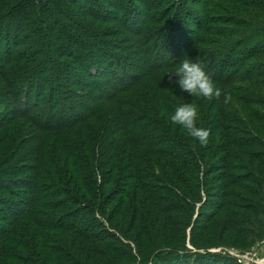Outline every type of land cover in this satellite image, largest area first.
I'll use <instances>...</instances> for the list:
<instances>
[{
  "label": "rangeland",
  "instance_id": "374dc122",
  "mask_svg": "<svg viewBox=\"0 0 264 264\" xmlns=\"http://www.w3.org/2000/svg\"><path fill=\"white\" fill-rule=\"evenodd\" d=\"M155 1L100 0L99 5L104 6L108 13L95 18L88 17L82 21L87 24L88 31L93 30L85 33L84 36L91 34L99 41L97 43L92 41L90 44L85 40L86 49H88L85 51L74 41L71 43L68 39L64 40L65 46L72 48L74 54L55 58L54 62L59 64L55 67L63 69L60 62H65L69 65L68 72L74 68L75 73L73 72L70 76L61 75L51 66L50 71L47 69L43 72L46 79L39 78L43 86H47L51 81L59 85L53 90L41 87V94H38L41 103L48 107L45 108L53 113L52 115H57L58 122L76 121L80 111L82 112L83 108L91 103L89 101L91 96L95 99L99 97L97 100L104 102L103 98L107 96L101 91L102 87L107 91L104 80L116 79L115 83H118L119 72L114 71L121 68V64L124 66L127 55L125 49L132 45L128 41L131 36L128 26L131 24L127 19H137L141 22L143 14L147 12V5ZM157 1L159 2L155 5L156 11L147 19V28L157 30L159 27L157 36L161 37L162 32L168 29L167 25L173 15H176L181 23H186V19H188L187 22H192L188 24L191 32L187 36V42L192 41L190 43L192 45L186 52L185 58L193 62L202 59L206 65L211 66V69L206 71L212 78H216V82L219 81L217 78L223 79L230 72H234L239 65L244 72L239 74L247 75L245 69H249L252 75L256 73L257 75L236 82L228 81L226 86L216 83L222 89L219 99L209 100L200 96H191L177 86L178 90L174 94L171 93L172 98L177 102L171 101L173 111L170 113L159 110L164 127L161 128L155 123V125L145 124L146 133L153 134L154 131L161 135L168 134L174 141L177 140L185 146L187 144L188 149H195L199 142L186 130L170 121V115L180 104H193L197 108V126L208 129L210 133L206 144L210 146L209 156L206 157L208 167H211L212 162L217 159L214 156L217 150V157L222 161L223 156L228 155L230 166L226 168V171L230 175L227 179V172L221 175L219 171H215L209 176L205 173L204 176L201 163L196 160L190 161L193 155L184 157L182 160V157L178 159L173 156L161 157V159L147 157L139 162L143 169L140 176V173L134 175V172L128 169L126 171L127 192L121 198L120 211L115 214L117 227L110 226L102 219L105 229L108 230L110 227L108 231L119 239L118 255L117 253L111 255L114 257L111 262L112 264H165L166 259L174 254L175 250H182L194 253L227 254L235 258V264H264V51H257L249 58L240 52L241 48H238L232 53L231 61L225 64L223 61L226 53H217V48L221 44L233 42L237 45L235 42H240L251 31L258 32L256 38L264 39V0ZM18 3L19 0H0V17L6 15ZM183 12L187 15L182 16ZM38 13L40 11L37 6V18ZM198 24L203 28L200 29ZM160 26L164 27L162 31ZM8 29L9 27L4 25L1 32L8 36L7 43L10 47L15 37L14 33L16 35L18 33L15 28H11L12 33L9 35L5 33L9 31ZM81 36L83 37V34ZM21 37L23 34L18 35V39ZM194 38L197 40L195 41ZM101 40H105L107 45L102 44ZM23 41L26 40L23 39ZM5 43V40L0 38L1 63L7 55ZM111 43H116L117 49ZM188 43L185 45H190ZM25 47L30 45L19 46V48ZM49 48L50 46L43 48L48 57L51 55ZM183 48H185L184 45ZM110 51L116 63H112L107 55L111 53ZM168 59L166 57V60ZM134 62H136V56L132 58L131 67L120 73L124 81L127 80L126 73H136L137 69L132 65ZM20 63L25 65L31 62L26 58ZM94 65L100 66V70L97 71L99 79L89 74V67ZM178 68L179 66L175 69L163 68L158 71L153 78L156 81L155 90L153 86L148 89L150 96L155 100L147 104L149 107L152 104L155 109L159 108L157 104L159 102L156 99L162 101L165 97L162 86L173 83V74ZM159 80H163V83ZM114 89H116L114 85L108 86L109 91ZM16 90L17 87L7 85L0 77L1 177L15 178L19 185L23 184H20V181L29 178L41 185L53 184L51 178L54 181L60 179L59 183L63 182V179L67 181L74 179L73 183H75L77 179L73 177L74 171L85 169L88 161L90 167L100 162L101 159L97 157V149H100L98 144L102 143L106 137H110V134L106 133V128L108 122L112 125L111 118L114 116L110 108L103 109L106 111L89 119L86 125L81 124L58 131H42L39 128L41 126L35 123L36 120L40 121V117H30L22 113L30 104L32 105L33 98L24 100L26 102L21 103L19 109L22 110L19 112H15L18 110L10 107L14 103L13 93ZM30 93L35 94L34 91ZM223 93L230 96L228 103L224 102ZM61 95L71 99L62 101ZM51 107H54L56 111ZM117 114L119 116V112ZM141 126L143 123L137 124L133 130L135 135H139L138 132L140 135L144 132L143 129H139ZM111 140L112 138L106 146ZM162 143L166 145L168 142ZM114 163L116 168L121 166L117 159ZM105 168L108 169V166ZM98 171H100L99 168ZM147 172L151 173V176L145 175ZM214 174L217 175L218 182L203 185L204 181L207 182ZM196 177L199 181L193 183ZM59 183L55 184L58 186ZM114 184L109 187L112 188ZM194 184L196 186L198 184L199 187L193 188ZM9 187L14 189L15 186L10 184ZM43 188L35 189L42 193L40 194L42 198L36 202L46 204L51 201L48 195L51 191L47 186ZM16 189L22 194L30 191L28 186ZM160 197L163 198V202L158 201ZM114 203L108 205L109 210L114 208ZM40 209L43 212L47 211L44 207ZM55 213L61 214L63 210ZM19 223L20 226L15 228V239L13 237V240H8L4 249L0 247V264H25L22 261L12 262L13 258L10 254L8 256V251L14 248L19 249L18 252L25 256L34 252L35 258L41 261L44 259L43 255H49L47 249L50 246L56 245L63 250L72 251V255L76 254L80 258L79 252L92 250V247L104 248L100 242L84 240L70 231H57L50 227L32 225L29 218H24ZM121 229L123 231H120ZM39 234L48 237V240H38L35 244V237ZM23 236L27 237L29 242L21 240ZM50 237L53 239L50 240ZM170 259L169 264L174 263L172 259L175 257ZM82 261L85 263L84 258ZM232 262L234 264V261Z\"/></svg>",
  "mask_w": 264,
  "mask_h": 264
},
{
  "label": "trees",
  "instance_id": "16d2710c",
  "mask_svg": "<svg viewBox=\"0 0 264 264\" xmlns=\"http://www.w3.org/2000/svg\"><path fill=\"white\" fill-rule=\"evenodd\" d=\"M99 2L100 0H19L18 5L16 4L6 15L0 17V38L5 40L6 43L4 46L7 51L4 61L2 63L0 62V77H2V80L6 82L7 85H11L13 88L17 87L16 92L13 93L15 98L13 102L15 104L13 103V105H10L11 108L18 110L15 112L22 110L19 109V106L21 103L25 104L26 101L24 100L33 98L32 105L30 104L27 107L26 104L25 108L27 107V109L22 111V113L30 117H40V121H34L41 126L39 128L42 131H58L63 128H72L81 124L86 125L85 123L88 122L89 119L95 118L100 113L105 112L106 110L103 111L105 108H110L114 113V116L111 118L112 125L108 122L106 128V133H109L110 137H106L102 143L98 144V146L100 145V149H97V157L101 159L100 162H96L95 166L90 167V162L88 161L85 164V169L80 167L81 169L74 171L75 174L73 177L77 179L75 183H73L74 179L70 181L63 179V182L59 183L58 181L60 179L54 181L53 178H51L53 184L47 183L41 185L39 182L29 178L20 181V184H23L19 185V182L14 180L15 178L0 176L1 248H5L8 244V240H13L12 238L16 236L15 228L20 226L19 222L24 218H29L32 225L50 227L57 231H70L84 240L100 242L103 244L104 248L92 247V250L82 253L79 252V255H81L80 258L76 254L77 257L74 254L72 255V251L63 250L56 245L50 246L47 249L49 255H43L44 259L42 261L35 258L34 252L33 254L31 253L25 256L18 252L19 249H9L8 256L10 254L11 258H13L12 262L15 263L22 261L25 262V264H105L106 262L107 264H112L111 261H113L114 257H111V255H116L119 248V239L115 234L109 232L110 227L108 229L109 231L105 229L106 227L103 220L107 221L110 226L113 225L117 227L115 225V214L120 211L121 198L124 196L125 192H127L126 171L130 169V171L134 172V175L140 173V176L143 169L139 165V162L147 157H157L161 159V157L168 158L169 156H173L178 159L182 157V160L184 157L193 155L190 161L196 160V162L199 161L201 163L204 176L206 175L205 173L209 176L210 173H214L215 171H219L222 175L227 172L226 168L230 166L228 155H224L222 161L217 157L216 150L214 156L217 159L212 162L211 167H208L206 157L209 156L208 151L210 146L199 144L195 149L190 150L187 144L185 146L177 140L174 141L168 134L161 135L154 131L152 134L146 133L145 131L144 127L146 123H155L161 128L164 127L159 110L170 113L173 111L170 104L174 98H172L171 93L173 92L172 94H174L178 90L174 82L162 86L164 87L165 97L162 101L156 99V101L159 102L157 103L159 108L155 109L152 104L149 107L147 104L155 101L148 91L152 86L154 90L156 88V81H154L153 78L156 77L160 69H175L177 66H180V62L186 57V52L192 45L190 44L192 41L190 43L187 42V36L190 35L191 32L188 24L192 23L187 22L188 19H186V23H181L176 15H173L174 17L172 16L169 25H167L168 29L162 32L161 37L157 36L159 27L157 30L149 27L147 28V19L150 14L156 11L155 5L159 2L157 0L147 5V12L143 14L141 22L137 19H127L131 24L128 26V29L131 31V36L128 38V41H130L132 45L126 49L124 48L127 53L124 66L121 64V68L114 71L116 73L117 71L119 72L117 76L118 83H115L116 79L114 81L110 79L104 80L107 87V91L103 87L101 90L102 93L107 95L106 98H103L104 102L97 100L99 97L96 99L92 96L89 97L91 103L85 106L82 112L80 111L79 118L77 117L76 121L70 123H66L65 121L58 122V120H56L57 115H52L53 113L49 112L47 109L48 107L41 103L38 95L41 94V87L52 88V90L53 88L59 87L55 81H51L47 86H43L39 78L46 79V75L43 74L44 71L47 69L50 71L49 67L53 66L56 72L61 75L68 74L70 76L73 72L75 73L74 68H71V72H68L69 65L65 62H60L63 69H57L55 67L56 64L59 65L54 62L55 58H62L74 54L72 48L65 46L64 40L68 39L71 43L74 41L79 48H83L85 51L88 50L86 49L87 45L85 40L90 44L92 41H94L93 43L99 41L98 38L91 36V34H86L84 36L85 33L93 30L88 31L86 29L87 24L82 22L83 19L88 17L95 18L98 15L108 13L104 6L99 5L101 4ZM37 6L40 11V13H38V18L36 17ZM182 14V16L187 15L186 12ZM192 16L197 15L192 14ZM4 25L9 27V31L5 32L9 35L12 33L11 28H15L18 35L23 34V37L18 39V35L14 33L15 37H13V42L10 47H8L7 43L9 40L8 36L1 32ZM198 26L200 29L203 28L200 24H198ZM163 29L164 27L160 30L162 31ZM43 32H45V34ZM81 34H83V37ZM256 34H258L256 31L249 32L240 42H235L237 45L233 42H230V44H221L220 47L217 48V53H226L223 64L231 61L230 58L232 53L238 48H241L240 52L249 58L254 56L257 51H264V39L263 37L260 39L256 38ZM33 37L35 38L32 39ZM23 39L26 41L24 42ZM196 40L197 39H195V41ZM103 41L101 40L102 44L107 45L106 41ZM185 43L190 45L186 46ZM22 44H28L30 47L19 48ZM259 44L261 45L259 46ZM111 45L117 49L116 43H111ZM183 45L185 48H183ZM47 46H50L48 50L51 52V57L45 55V50H43V48ZM159 46L160 48L158 49ZM91 52L93 51L91 50ZM25 53H27V55H25ZM107 55L111 58L110 60L112 63H116L113 59L112 52ZM133 56H136V62L132 65L137 71L135 74L126 73L127 80L124 81L120 73L128 67H131ZM166 57L169 59L166 60ZM26 58L31 63H25V65L21 64L20 62ZM197 63H199L205 71L211 69V66L206 65L202 59ZM234 65H237L236 62ZM239 66L236 67L234 72H230L226 76L224 72L221 71L225 77L223 79L217 78L219 84L226 86V84H228L226 82L228 81L232 80L236 82L244 80L245 78H253L257 75V73L252 75L253 73L250 72L251 70L249 71V69H245V72L249 75H241L239 72H244ZM88 70L90 71L89 74L91 77H98L99 79L97 72L100 70L99 65L90 66ZM51 72H53V70ZM212 79L216 82V78ZM144 80L148 81L145 82ZM159 81L163 83V80ZM112 85H114L116 89L109 91L108 86L111 87ZM31 91H34L35 94H31ZM23 96H25L24 99H22ZM51 96H53L52 93ZM61 98L62 101L71 99L64 95H61ZM51 109L56 111L54 107H51ZM117 112H119V116ZM141 123H143V126L139 129H143L144 132H141V135L139 132V135H135L133 130H135L137 124L141 125ZM110 138H112V140L109 145L106 146ZM163 141L168 143L165 145L162 143ZM116 159L121 163L119 168H116V164L114 163ZM220 162H222V164H220ZM107 166L108 169L105 168ZM98 168L100 171H98ZM150 174L151 173L147 172L145 175L151 176ZM229 175L230 174L227 172V179H229ZM216 178L217 175L214 174L207 182L204 181L203 185L215 184L218 182ZM196 181H199L198 177L194 178L193 183ZM55 183H59V185L57 186ZM113 183H115L114 186L110 188L109 185L111 186ZM10 184L15 186L14 189L8 188ZM27 186L30 191L23 192V194L16 189L25 188ZM42 186H47L51 191L48 194L51 201L46 204H44V202H36L42 198L40 195L42 193L36 190L38 188H43ZM192 187L197 189L199 186L198 184L197 186L194 184ZM229 193L231 192L229 191ZM158 201L163 202L164 200L160 197ZM113 203L114 208L109 210L108 205ZM41 207H44V210L47 211L43 212V210L40 209ZM59 210H63V213H55ZM163 211L166 212L165 209H163ZM192 227L194 228V225ZM120 231L123 230L121 229ZM23 237L24 238L21 240L29 242L27 237ZM35 238V244L38 243V240H48V237L42 234H39ZM51 239L53 238L50 237V240ZM175 251L177 253L174 252V254L170 255V257L166 259L165 264H169L170 258L173 256L175 259H172L174 262L172 264H233L232 261H234L235 264L236 261L235 258L233 259V257L223 253ZM35 253L38 252L35 251ZM83 258L85 263L82 261Z\"/></svg>",
  "mask_w": 264,
  "mask_h": 264
},
{
  "label": "clouds",
  "instance_id": "9594fccd",
  "mask_svg": "<svg viewBox=\"0 0 264 264\" xmlns=\"http://www.w3.org/2000/svg\"><path fill=\"white\" fill-rule=\"evenodd\" d=\"M173 82L178 88L191 95L211 99H219L222 95V89L217 86L212 77L197 62L189 58H184L180 62L179 68L173 74ZM224 102L228 103L230 96L223 93ZM172 124L177 125L197 140L199 144L208 143L209 130L197 126V108L190 103H185L176 107L170 115Z\"/></svg>",
  "mask_w": 264,
  "mask_h": 264
}]
</instances>
